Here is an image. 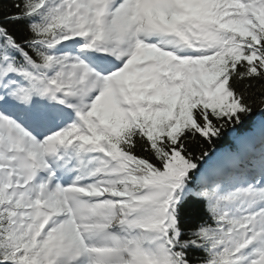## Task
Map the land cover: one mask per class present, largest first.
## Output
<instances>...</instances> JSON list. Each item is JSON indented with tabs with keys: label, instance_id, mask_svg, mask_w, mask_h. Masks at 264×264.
Returning a JSON list of instances; mask_svg holds the SVG:
<instances>
[{
	"label": "snow or ice",
	"instance_id": "1",
	"mask_svg": "<svg viewBox=\"0 0 264 264\" xmlns=\"http://www.w3.org/2000/svg\"><path fill=\"white\" fill-rule=\"evenodd\" d=\"M4 3L0 264H264V0Z\"/></svg>",
	"mask_w": 264,
	"mask_h": 264
},
{
	"label": "trees",
	"instance_id": "2",
	"mask_svg": "<svg viewBox=\"0 0 264 264\" xmlns=\"http://www.w3.org/2000/svg\"><path fill=\"white\" fill-rule=\"evenodd\" d=\"M11 2H12V0H5V3H4V8H5V10L7 9V8H9L10 6H11ZM260 116H259V113L257 114V116H255V117H253V120L252 121H250L246 126H244L243 128H241L239 131H240V134L242 133V132H244L245 130H247L248 128H250L251 126H252V124H253V121L256 119V118H259ZM254 125V124H253ZM260 135V132L259 131H256L255 132V136L256 137H258V136ZM229 142V139L228 138H226L218 147H222V146H224L225 144H227Z\"/></svg>",
	"mask_w": 264,
	"mask_h": 264
}]
</instances>
